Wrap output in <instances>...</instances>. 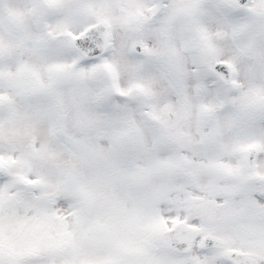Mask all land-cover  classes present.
<instances>
[{
  "label": "snow or ice",
  "instance_id": "obj_1",
  "mask_svg": "<svg viewBox=\"0 0 264 264\" xmlns=\"http://www.w3.org/2000/svg\"><path fill=\"white\" fill-rule=\"evenodd\" d=\"M0 264H264V0H0Z\"/></svg>",
  "mask_w": 264,
  "mask_h": 264
}]
</instances>
